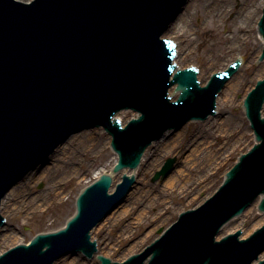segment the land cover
<instances>
[{
  "label": "water",
  "instance_id": "water-1",
  "mask_svg": "<svg viewBox=\"0 0 264 264\" xmlns=\"http://www.w3.org/2000/svg\"><path fill=\"white\" fill-rule=\"evenodd\" d=\"M185 1L36 0L27 6L0 0V197L67 136L86 126L101 124L115 136L120 169L136 166L142 150L166 128L213 112L216 93L238 63L214 75L204 88L192 69L178 71L169 81L174 49L159 36L173 24ZM260 23L264 35V15ZM174 63L182 68L178 51ZM174 82L180 95L169 104L166 91ZM167 94L171 101L177 98L174 85ZM263 100L264 80L246 100L260 144L241 156L210 200L182 214L159 240L124 264H250L257 257L264 248V227L246 241H238V233L220 242L214 236L243 210L223 226V234L240 227L245 237L264 221L256 206L245 208L257 194H264V119L259 117L260 108L264 116ZM126 107L140 111L141 117L121 129L110 118ZM136 117L128 111L116 114L121 125ZM53 154L37 166V175L51 164ZM173 162L168 159L153 180L165 177ZM131 182L124 176L117 191L108 195L110 177L103 175L78 198V214L66 230L18 246L1 256L0 264H49L70 250L91 254L89 230ZM260 208L264 209V199Z\"/></svg>",
  "mask_w": 264,
  "mask_h": 264
},
{
  "label": "rangeland",
  "instance_id": "rangeland-1",
  "mask_svg": "<svg viewBox=\"0 0 264 264\" xmlns=\"http://www.w3.org/2000/svg\"><path fill=\"white\" fill-rule=\"evenodd\" d=\"M202 1L200 2L202 3ZM192 2L193 0H190L187 5ZM229 25H231V23H229ZM172 26L173 24L165 32L164 36L166 38H172V40L176 43L178 47L179 65H185L186 63L196 65L200 71H203V73H201L202 82H205L213 72L223 70L225 67L223 65L235 60L239 57V53L242 56V71L240 74H243L242 76L245 82H248L251 79L254 68L258 63L254 54L260 44L257 35L254 36L252 33L249 38L250 42L248 41L246 45L239 48V50L241 49L240 51L236 49L231 53H227L225 51L226 46L224 47L225 39L222 38V35L225 34L230 36V32L225 31L226 29L223 25H220L219 27L217 26L211 33L208 34L203 28H200L199 35L194 33L195 28L197 27L205 26L206 28H214L215 25L212 22H209V20H206L205 16H202L201 18H198L197 16L193 17V21L190 26L191 30L185 31V33L182 31L177 34L173 33L171 30ZM254 32L256 34V29ZM188 37L192 38L191 41L187 39ZM197 42H200L201 44H197ZM189 49L191 52H189ZM248 65H250L249 68ZM252 78H254V76H252ZM253 84L251 86H253ZM243 89L245 90L246 88ZM243 89H241L240 92ZM238 97L239 96L237 95V98ZM218 113L219 115L217 117H209L208 119H221L224 118L222 117L223 115H233L237 118L239 124H242L244 130L248 132V135L244 137L241 144L235 146L233 151L228 150L233 144V138L228 141L225 146V151L227 150V154H225L228 155V159L216 169H213V166L211 167V170L213 169L212 171L214 172L212 175H208L209 179L206 182V187L194 192L193 195L186 192L184 195L179 196L177 191L184 183L183 179H181L174 187V195H170V193H160L168 175L166 177L153 180L155 172L161 168L167 158H174L175 161L173 165L174 168L175 166L177 167L180 154L177 153V150H173L165 155L164 152L160 153V155L163 154V157L161 164L158 165V167L150 165L152 159L147 160L145 157L146 160L144 159L145 161L143 160V162H141L138 171H136L137 182L134 184L133 190H141V192H143L140 201L136 204V207L110 230L109 226L114 219L112 216L105 219V221L100 225L99 230L93 231L92 236H94V239H97L100 254L101 252H109V256L107 257L112 258V260H124L128 255L142 250L145 245L157 237L159 235V230L165 229L173 221H175L179 212L186 210L188 207L198 206L206 198L212 195L222 182L224 173L234 164L238 155L245 152L253 143V134L251 131L249 132V122L243 114L244 112L241 105L238 103H235L234 105L228 104L225 107H221V109L218 110ZM208 119L206 121H208ZM206 121L190 122L188 127L184 129L186 131L184 140L189 139L194 132L202 129L205 125L204 122ZM107 137L109 136L104 131L100 132V140ZM170 137L172 136L167 135L162 138V141H166ZM212 138L214 139V137ZM147 150L148 153H150L153 149L149 147ZM93 154L94 155L86 154V157L81 155L78 157L81 160L84 159L82 167H80L81 164L75 165V161H71L69 163V168H65V170L60 169L57 173H49L42 180L36 181L33 185L32 192L30 193V198L33 200H24L25 202H23L18 209L10 210V213H6L4 209H2L3 214H5L6 224L0 228V252L6 250L11 244H13L12 236L22 237L23 241L27 242L36 233L55 230L63 226L65 221L74 212V201L79 191L95 179L98 169L100 170L105 164L106 166L111 165L113 160H115L114 157L116 158L109 146L102 149L101 152H99V150L96 152L94 151ZM59 155L60 151H58L55 155L54 160H60L61 155ZM160 155L158 154L154 159H159ZM52 165H54V163ZM109 167L110 166H108L107 169ZM87 168L91 169L87 174H84ZM204 169L201 174H204ZM120 176L121 175L116 178L114 177V182L119 181ZM59 180H62V186H60L56 194L52 195V184L58 182ZM154 202L155 204H153ZM128 203L129 199L124 201L122 205H126ZM166 205L167 208L165 207ZM151 207H156V209L151 211L149 210ZM160 210H163L164 212L162 217L157 216ZM145 212L146 216H148L145 223L140 227H136L134 224L136 219L139 216L144 215ZM154 217L156 218L154 219ZM126 226L130 231V237L128 239H118L116 236L122 235L126 230ZM119 232L121 233L119 234ZM262 256L264 257V255ZM73 257H77L82 261L84 260L86 264H98L95 257L92 259H84L79 255ZM66 260H68V258H61L56 261L55 264H64Z\"/></svg>",
  "mask_w": 264,
  "mask_h": 264
},
{
  "label": "bare ground",
  "instance_id": "bare-ground-1",
  "mask_svg": "<svg viewBox=\"0 0 264 264\" xmlns=\"http://www.w3.org/2000/svg\"><path fill=\"white\" fill-rule=\"evenodd\" d=\"M189 1L190 0H188V2ZM200 1L202 0H193V2L189 5H187L188 2L185 3L183 10L180 11V13L178 12L177 17L173 22V26L171 27L173 33L177 34L181 31L184 33L185 31H190L193 17L197 16L198 18H201L202 16H205L206 20H209V22H212L215 25L214 28H206L205 26L197 27L195 28L194 33L196 35H199L200 28H203L208 34L211 33L217 26L219 27L220 25H223L226 29L225 31L230 32V36L225 34L222 35V38L225 39L224 47L226 46L225 51L227 53H231L236 49L239 50V48H242L244 45H246L250 40L249 38L251 37L252 33L254 36L257 35L258 37L257 31L256 34L254 31L261 16V9L264 0H203L202 3ZM229 23H231V25H229ZM162 36L165 37L164 35ZM187 39L191 41L192 38L188 37ZM260 39L261 38H259V41L261 42ZM197 44L201 43L197 42ZM177 48L178 47L176 45V49ZM261 48L262 43L259 44L258 49L254 53L255 58H257L260 54ZM189 52H191L190 49ZM239 58H242L240 53ZM180 66L182 68H191L190 66L197 68L196 65L191 63H186L185 65ZM223 66H226V64H224ZM249 67L250 65H248V68ZM241 71L242 68L240 67L236 74H234L226 82L224 88H222L221 92L219 93L217 97L218 110L228 104L234 105L235 103H238L239 105H242L243 99L247 91L251 89V85L253 84V82H255L257 78H261L264 73V60L261 63H257L252 74L254 78H252L251 76V79L248 82H245V80L243 79V74H240ZM200 72L203 73L202 70ZM243 88L246 89L244 90ZM241 89L243 90L240 92ZM237 95L239 96L238 98ZM222 117H224L221 118L222 120L220 118H213L211 120L208 119V121H210L204 122V127L199 131L194 132L187 140H184L186 132L184 129L188 127L189 123L182 126L176 132H166L163 134V138L167 135H171L172 137H170L166 141H162V138H159L151 145L150 148H152L153 150L150 151V153H148V150L146 151L145 155L143 156L144 158L142 159V162L145 157L147 160L152 159L150 165L155 167H158V165L161 164L163 154L160 155V153L164 152L165 155L166 153H169L173 150H177V153L180 154L177 167L175 166L172 172L166 177V182L164 183L162 190H160V193L163 192L174 195V187L181 179H183L184 183L177 191V194L179 196L184 195V193L186 192L193 195L194 192H197L198 190L206 187V182L209 179L208 175H212L214 172L212 170L218 168L225 160L228 159V155H226L227 150L225 151V146L227 145L228 141L233 138V144L231 145L230 149H228L233 151L235 146L241 144L244 137L248 135V132L244 130L242 124H239L237 118H235L233 115H223ZM250 131L251 129L249 130V132ZM100 132L101 129H97L96 132V129L94 128L91 130L81 131L76 135L70 136L66 144H62L54 151L53 156H51V164H46L45 167H42L38 175L36 174L37 167L34 168L31 173H28L25 176L24 179H21L19 183H15L7 191L2 200L1 212L3 211L2 209H4L6 213H10V210L18 209V207L21 206L23 202L33 200L32 198H30V193L32 192L34 183L38 180H42L49 173H57L60 169L65 170V168H69V163L71 161H75V165L81 164L80 167H82L84 164V159H79L78 157L80 155H94V151L96 152L99 150V152H101L102 149L108 147L110 144V137L100 140ZM212 137H214V139ZM216 141L219 143H217ZM58 151H60L61 155H59L60 160H54V157L58 153ZM158 154L160 155V157L159 159L156 158V161L154 158L157 157ZM114 159L115 160H113L111 165H108L110 166L108 169V166H106V164L103 165L100 170L98 169L95 178L99 177L102 174H112L111 169L116 161L115 157ZM53 163L54 165H52ZM212 166L213 169L211 170ZM90 169L87 168L84 174H87ZM203 169L204 174H201ZM136 170L137 169H123L122 171L114 175V177L116 178L122 173H128V175L135 176L137 175ZM61 181L59 180L58 182L52 184V195L56 194L60 186H62ZM136 182L137 177L135 183ZM133 188L130 189V192H128L124 200L127 201L129 199V203L126 205H122L123 203H120V206H116L115 210H112L111 214L107 215L96 226L94 231L99 230L100 225L105 221V219H108L112 216V218L114 219L109 226L110 230L136 207V204L140 201L143 192H141V190H133ZM112 190L113 186H111L109 191ZM153 204H155V202ZM165 207L167 208V205ZM153 209H156V207L149 208V210L151 211ZM163 213V210H160L157 216L162 217ZM147 217L148 216H146V212L144 213V215L139 216L134 223L135 226L140 227L141 225H143ZM156 217H154V219ZM129 232V229H127L126 226V230L123 232V234L116 237L118 239H128L130 237ZM120 233L121 232H119V234ZM92 239H94V236H92ZM12 241L13 244L11 245H15L17 243L23 242V238L12 236ZM108 253L109 252H104L103 254L105 256H109ZM261 255H264V252ZM73 256L74 255L68 254L61 258H68V260H66L64 264H86L84 260L82 261L79 258Z\"/></svg>",
  "mask_w": 264,
  "mask_h": 264
}]
</instances>
